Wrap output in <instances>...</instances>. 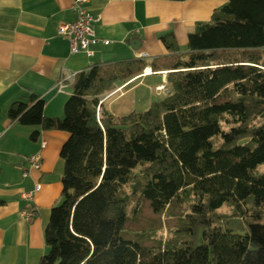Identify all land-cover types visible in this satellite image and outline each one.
I'll list each match as a JSON object with an SVG mask.
<instances>
[{
	"label": "trees",
	"instance_id": "trees-1",
	"mask_svg": "<svg viewBox=\"0 0 264 264\" xmlns=\"http://www.w3.org/2000/svg\"><path fill=\"white\" fill-rule=\"evenodd\" d=\"M162 42L171 54L76 73L62 118L33 95L10 104L12 120L69 133L37 264H264V0H227L185 53ZM147 66L168 94L121 115L99 103ZM224 205L250 211L246 231Z\"/></svg>",
	"mask_w": 264,
	"mask_h": 264
},
{
	"label": "crops",
	"instance_id": "crops-1",
	"mask_svg": "<svg viewBox=\"0 0 264 264\" xmlns=\"http://www.w3.org/2000/svg\"><path fill=\"white\" fill-rule=\"evenodd\" d=\"M226 1L88 0L84 7L98 17L95 35L109 41L91 45L93 55L89 56L84 51L71 54L68 41L57 33L59 23L73 19V0H0V264H37L45 252L50 209L61 200L59 153L69 136L64 130H42L10 119V104L33 95L43 100L44 116L62 118L76 73L105 53L112 54L110 62L142 54L147 55L145 60L171 54L162 42L166 35L173 37L179 53H185L189 32L198 22L208 21ZM132 40L139 41L136 48ZM143 71L138 75L142 80L158 75L161 81L155 86L166 84L165 71L152 75L148 66ZM68 75L63 91H58V80ZM36 129L39 134L33 139ZM32 154L40 155L41 166L23 176V157ZM36 183L40 189L26 199ZM28 204L37 208L31 219L21 214Z\"/></svg>",
	"mask_w": 264,
	"mask_h": 264
},
{
	"label": "built area",
	"instance_id": "built-area-1",
	"mask_svg": "<svg viewBox=\"0 0 264 264\" xmlns=\"http://www.w3.org/2000/svg\"><path fill=\"white\" fill-rule=\"evenodd\" d=\"M88 0H73L72 2V11H73V19L69 22H61L58 24L57 33L68 41L69 51L71 54L76 53L78 51H84L89 56L93 55V50H91V45L98 44V42H102L104 45L109 43L108 40L99 38L94 33L93 24L98 20L97 16L92 15L85 7L84 2ZM147 55H141L140 58L144 59ZM68 76L61 77L56 85V89L58 91H63L66 86V81L69 79ZM156 89L161 91L163 94H168L170 92L169 87L166 84H160L156 86ZM106 98H99V103ZM43 147L44 142L41 144ZM41 166V157L38 154H32L23 157L22 164V175L26 176L29 174L32 169H39ZM40 189V184L36 183L34 188L26 193V199L32 198V195ZM37 212V208L35 205L28 204L22 210L21 214L26 219H31Z\"/></svg>",
	"mask_w": 264,
	"mask_h": 264
},
{
	"label": "rangeland",
	"instance_id": "rangeland-1",
	"mask_svg": "<svg viewBox=\"0 0 264 264\" xmlns=\"http://www.w3.org/2000/svg\"><path fill=\"white\" fill-rule=\"evenodd\" d=\"M94 25L95 23L93 24V28ZM142 73H144V71ZM151 74L153 75L154 72ZM142 78L143 77L137 76L133 78V80H129V82L122 88H115L99 96V98H104L106 95V98L102 101L103 106L110 109L115 115H121L130 110L142 111L150 102L165 95L156 89V86L158 85L155 86V84L161 81L158 75L150 76L146 80H142ZM122 92H125V95L119 96ZM135 172H141V168H136ZM262 172H264V164H260L257 167V174ZM218 212L223 217V222L226 226L240 232L247 230L246 223L249 219L248 215L250 214V211L244 210L243 216H237L233 215L230 206L224 205L218 210Z\"/></svg>",
	"mask_w": 264,
	"mask_h": 264
},
{
	"label": "water",
	"instance_id": "water-1",
	"mask_svg": "<svg viewBox=\"0 0 264 264\" xmlns=\"http://www.w3.org/2000/svg\"><path fill=\"white\" fill-rule=\"evenodd\" d=\"M130 44L132 45L133 48H136V47L138 46V44H139V41H138V40H132V41L130 42ZM134 44H137V46H135ZM111 57H112V54L105 53V54H103V55L101 56L100 59H97V60L95 61V63H99L100 61H106V60L110 59Z\"/></svg>",
	"mask_w": 264,
	"mask_h": 264
},
{
	"label": "bare ground",
	"instance_id": "bare-ground-1",
	"mask_svg": "<svg viewBox=\"0 0 264 264\" xmlns=\"http://www.w3.org/2000/svg\"><path fill=\"white\" fill-rule=\"evenodd\" d=\"M145 72H149V68H146Z\"/></svg>",
	"mask_w": 264,
	"mask_h": 264
}]
</instances>
